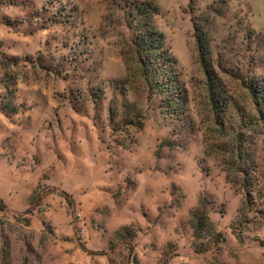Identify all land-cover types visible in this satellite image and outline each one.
I'll use <instances>...</instances> for the list:
<instances>
[{
	"label": "rangeland",
	"instance_id": "374dc122",
	"mask_svg": "<svg viewBox=\"0 0 264 264\" xmlns=\"http://www.w3.org/2000/svg\"><path fill=\"white\" fill-rule=\"evenodd\" d=\"M145 1L0 0V264H264V0Z\"/></svg>",
	"mask_w": 264,
	"mask_h": 264
},
{
	"label": "trees",
	"instance_id": "16d2710c",
	"mask_svg": "<svg viewBox=\"0 0 264 264\" xmlns=\"http://www.w3.org/2000/svg\"><path fill=\"white\" fill-rule=\"evenodd\" d=\"M194 4H195V0H189L190 9H194ZM135 13L136 15L141 14L147 18V23H144V25H142L140 29H137V33H136L137 40L135 41V44L137 45V53L139 54V59H142V57L143 58L160 57L163 60L162 62L164 65L170 66L169 61H167L168 56L162 55L163 52L162 34L151 23L152 15L159 13L158 7L152 0L145 1L143 3H140V5L138 6H135ZM193 28L195 31L194 35L198 42V47H200V49L202 50H205L207 46L205 32L203 31L201 26L197 28L196 25L193 24ZM140 62L144 66V69L150 70L151 74L155 76V73H157L156 64H158L159 61H140ZM155 84L158 85L159 82L156 80ZM166 86L168 88L171 87L169 83L168 85L166 84ZM44 194L45 193L43 191H40L39 186L35 188V190L32 192L29 198L28 207L25 209L26 214L30 215L33 213L34 209H36V207L39 206L40 201L42 200ZM62 194L66 199L67 204L69 206H72L74 204L73 198L64 191L62 192ZM5 208H6V203L0 197V210H4ZM239 212L240 211H238L236 217L232 221L230 228L232 234L236 237V239H238L239 241H243V237L240 235V231H237V229L234 226L235 223L239 220L240 217ZM26 222H28V219L26 220ZM188 224L193 232L192 245L195 250H199V251L205 250L206 243L212 242L214 244H217L220 241L221 234L219 231L215 229L213 223L209 221L203 202L200 201L196 206H194L189 210ZM125 228L126 227H123L122 229ZM135 234L136 231L128 233L126 238L129 239V242L132 240ZM261 244L264 245V241H261Z\"/></svg>",
	"mask_w": 264,
	"mask_h": 264
}]
</instances>
